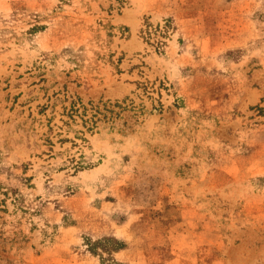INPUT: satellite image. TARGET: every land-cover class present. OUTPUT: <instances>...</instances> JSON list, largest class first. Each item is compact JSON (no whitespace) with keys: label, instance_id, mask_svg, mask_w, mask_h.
<instances>
[{"label":"rangeland","instance_id":"rangeland-1","mask_svg":"<svg viewBox=\"0 0 264 264\" xmlns=\"http://www.w3.org/2000/svg\"><path fill=\"white\" fill-rule=\"evenodd\" d=\"M0 264H264V0H0Z\"/></svg>","mask_w":264,"mask_h":264}]
</instances>
